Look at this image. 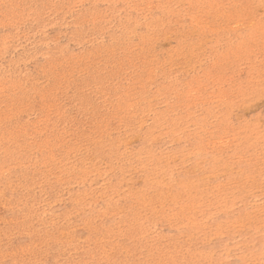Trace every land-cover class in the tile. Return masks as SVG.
<instances>
[{"label":"rangeland","instance_id":"obj_1","mask_svg":"<svg viewBox=\"0 0 264 264\" xmlns=\"http://www.w3.org/2000/svg\"><path fill=\"white\" fill-rule=\"evenodd\" d=\"M0 264H264V0H0Z\"/></svg>","mask_w":264,"mask_h":264}]
</instances>
